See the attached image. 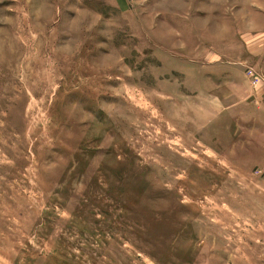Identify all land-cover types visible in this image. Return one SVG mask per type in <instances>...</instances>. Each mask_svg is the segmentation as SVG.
<instances>
[{
    "label": "rangeland",
    "instance_id": "obj_1",
    "mask_svg": "<svg viewBox=\"0 0 264 264\" xmlns=\"http://www.w3.org/2000/svg\"><path fill=\"white\" fill-rule=\"evenodd\" d=\"M0 264H264V0H0Z\"/></svg>",
    "mask_w": 264,
    "mask_h": 264
},
{
    "label": "built area",
    "instance_id": "obj_2",
    "mask_svg": "<svg viewBox=\"0 0 264 264\" xmlns=\"http://www.w3.org/2000/svg\"><path fill=\"white\" fill-rule=\"evenodd\" d=\"M247 74L251 77L252 83L256 85V83L260 79L259 76L256 74V72L253 69L249 68L247 69Z\"/></svg>",
    "mask_w": 264,
    "mask_h": 264
},
{
    "label": "crops",
    "instance_id": "obj_3",
    "mask_svg": "<svg viewBox=\"0 0 264 264\" xmlns=\"http://www.w3.org/2000/svg\"><path fill=\"white\" fill-rule=\"evenodd\" d=\"M226 73H227V71H226ZM226 73H225V74H223L222 76L226 77V76H227V75H226ZM219 76H221V75L219 74Z\"/></svg>",
    "mask_w": 264,
    "mask_h": 264
}]
</instances>
